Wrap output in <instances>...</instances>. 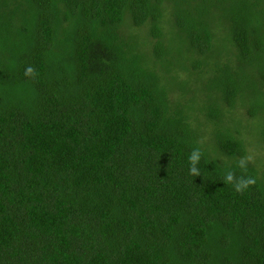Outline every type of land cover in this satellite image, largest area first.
<instances>
[{
    "label": "trees",
    "instance_id": "trees-1",
    "mask_svg": "<svg viewBox=\"0 0 264 264\" xmlns=\"http://www.w3.org/2000/svg\"><path fill=\"white\" fill-rule=\"evenodd\" d=\"M0 264H264V0H0Z\"/></svg>",
    "mask_w": 264,
    "mask_h": 264
},
{
    "label": "clouds",
    "instance_id": "clouds-1",
    "mask_svg": "<svg viewBox=\"0 0 264 264\" xmlns=\"http://www.w3.org/2000/svg\"><path fill=\"white\" fill-rule=\"evenodd\" d=\"M24 75L26 77H35L36 75V70L32 67V66H28L24 72ZM202 151L200 148H195L194 150H192V152L189 155V164H190V168H189V172L191 175L193 176H199L201 175V172L198 168V164L202 158ZM253 159V157L251 155L245 156V157H241V159L238 162V166L243 170V171H247V163L251 162ZM224 181L226 184H230L233 186L234 190L237 193H243L244 191H246L247 189H249L251 186L256 184V178L255 177H251V176H240L237 179V176L235 174V172H230L228 173L226 176L223 177Z\"/></svg>",
    "mask_w": 264,
    "mask_h": 264
}]
</instances>
